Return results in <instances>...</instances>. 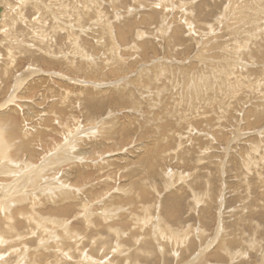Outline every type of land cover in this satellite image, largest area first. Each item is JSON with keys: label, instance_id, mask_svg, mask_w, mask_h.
<instances>
[{"label": "rangeland", "instance_id": "1", "mask_svg": "<svg viewBox=\"0 0 264 264\" xmlns=\"http://www.w3.org/2000/svg\"><path fill=\"white\" fill-rule=\"evenodd\" d=\"M31 1L0 0V264H264L252 2Z\"/></svg>", "mask_w": 264, "mask_h": 264}, {"label": "bare ground", "instance_id": "2", "mask_svg": "<svg viewBox=\"0 0 264 264\" xmlns=\"http://www.w3.org/2000/svg\"><path fill=\"white\" fill-rule=\"evenodd\" d=\"M3 1V0H2ZM6 1V0H5ZM28 0H26V2H27ZM29 1H31V0H29ZM62 1V0H61ZM68 1V0H67ZM207 1V0H206ZM214 1V0H213ZM248 1H251L252 2V6L249 8V10H250V13L252 14V20L253 21H259L260 20V18H263L264 17V11L262 10V8H264V1H262V0H247V1H243L242 2V5H246L247 4V2ZM32 2V1H31ZM205 2V1H204ZM5 3V2H4ZM79 3V2H78ZM10 4V3H9ZM64 4V3H63ZM4 5V4H3ZM7 5V4H6ZM11 5V4H10ZM36 6H37V4H36ZM41 6H45V5H41ZM211 6V5H210ZM8 7V6H7ZM47 7V6H46ZM63 7V6H62ZM79 7V6H78ZM1 8V14H0V26H2V27H5V26H7L6 24V22L4 21V13H6L7 11H6V6H2V7H0ZM44 8V7H43ZM76 8V7H75ZM40 9V8H39ZM38 9V10H39ZM46 9V8H45ZM78 9V8H77ZM47 10H48V8H47ZM67 11H68V9H66ZM70 10V9H69ZM230 10V9H229ZM66 11V13H68ZM47 12V11H46ZM19 13V12H18ZM9 14V13H8ZM72 14V13H71ZM75 14V13H74ZM250 14V15H251ZM6 15V14H5ZM42 15V14H41ZM57 15V14H56ZM59 15V14H58ZM68 15V14H67ZM60 16V15H59ZM7 17V16H6ZM63 17V16H62ZM67 17V16H66ZM71 17V16H70ZM193 17V16H192ZM154 18V17H153ZM243 18V17H242ZM59 20V19H58ZM102 20V19H101ZM145 20V19H144ZM147 20V19H146ZM145 20V21H146ZM221 20V19H220ZM244 20V19H243ZM65 21V20H64ZM77 22H78V20H76ZM219 21V20H218ZM10 22V21H9ZM58 22V21H57ZM57 22H56V24H57ZM189 22V21H188ZM76 23V22H75ZM139 23V22H138ZM10 25V24H9ZM76 25H78V24H76ZM101 25V24H100ZM134 25H135V23H134ZM139 25V24H138ZM137 25V26H138ZM9 27V26H8ZM107 27V26H106ZM11 28V27H10ZM264 28V27H263ZM138 30V29H137ZM261 30V29H260ZM56 31V30H55ZM58 31V30H57ZM2 32V31H1ZM6 33V32H5ZM109 34V33H108ZM141 34V33H140ZM262 35V34H261ZM245 36V35H244ZM264 38V37H263ZM263 38H261V40L263 39ZM260 40V41H261ZM171 41V40H170ZM175 41V40H174ZM244 41V40H243ZM263 41V40H262ZM175 43V42H174ZM264 43V42H263ZM145 44V43H144ZM144 44L142 45V46H144ZM245 44V43H244ZM247 44V43H246ZM186 45V44H185ZM246 47H247V45H246ZM79 48V47H78ZM243 48V47H242ZM147 49V48H146ZM79 50V49H78ZM96 50V49H95ZM111 50V52H112V50H114V49H110ZM117 50V49H116ZM127 50H129V49H127ZM189 50V49H188ZM81 51V50H80ZM79 51V52H80ZM248 51V50H247ZM108 52V51H107ZM114 53H115V51H113ZM128 52V51H127ZM189 52V51H188ZM260 52V51H259ZM110 53V52H109ZM108 53V54H109ZM247 53V52H246ZM264 53V52H263ZM107 53H106V55H108ZM173 54V53H172ZM248 54V53H247ZM260 54V53H259ZM112 55V54H111ZM110 55V56H111ZM117 55H118V53H117ZM264 55V54H263ZM262 55V56H263ZM113 56V55H112ZM136 56V55H135ZM252 59V58H251ZM113 60V59H112ZM44 61V60H43ZM79 61V60H78ZM114 61V60H113ZM254 61H255V58H254ZM253 61V62H254ZM259 61H260V63H263V61H264V58H260L259 59ZM75 62V61H74ZM67 63V62H66ZM113 63V62H112ZM232 63V62H231ZM244 63V62H243ZM248 63V62H247ZM252 63V62H251ZM255 63V62H254ZM74 64V63H73ZM250 64V63H249ZM52 65V64H51ZM82 65V64H81ZM233 65V64H232ZM246 65V64H245ZM248 65V64H247ZM255 65V64H254ZM56 66V65H55ZM253 67V66H252ZM255 67V66H254ZM257 67V66H256ZM110 68V67H109ZM114 68V67H113ZM162 68V67H161ZM122 69V68H121ZM156 69V68H155ZM160 69V68H159ZM80 70H81V67H80ZM115 70V69H114ZM117 70V69H116ZM262 70H264V68H258V70H257V73H260ZM154 71V70H153ZM113 72V71H112ZM255 72V71H254ZM90 73V72H89ZM157 73V72H156ZM155 73V74H156ZM229 73V72H228ZM87 74V73H86ZM251 74V73H250ZM161 75V74H160ZM261 75L262 76H264V72H262L261 73ZM51 76V75H50ZM54 76V75H53ZM59 76V75H58ZM55 77V76H54ZM85 77H87V76H85ZM200 77V76H199ZM92 78V77H91ZM56 79H60V80H58V81H61V77H56ZM106 79V78H105ZM201 80V79H200ZM64 81V80H63ZM76 82V84H77V82H78V80H75ZM151 81V80H150ZM129 82V81H128ZM149 82V81H148ZM199 82V81H198ZM263 83H264V81H262ZM75 84V86H77ZM130 85V84H129ZM201 85V84H200ZM17 86H20V85H17ZM260 86H262V85H260ZM112 87V86H111ZM194 87H195V85H194ZM80 88V87H79ZM104 88V87H103ZM122 88V87H121ZM196 88V87H195ZM194 88V89H195ZM261 88V87H260ZM193 89V90H194ZM257 89V88H256ZM262 90H264V89H262ZM261 91V90H260ZM141 92V91H140ZM187 92V91H186ZM119 93V92H118ZM123 93V92H122ZM125 93V92H124ZM139 93V92H138ZM195 93H197V92H195ZM261 93V92H260ZM75 94V93H74ZM79 94H81V93H79ZM78 93L76 94V95H79ZM198 94V93H197ZM114 95V94H113ZM131 95V94H130ZM82 96V95H81ZM87 96H89V95H87ZM124 96V95H123ZM259 96H261V95H259ZM148 97V96H147ZM79 98V97H78ZM118 98V97H117ZM119 98H120V96H119ZM118 98V99H119ZM198 98H199V96H198ZM201 98V97H200ZM263 98V97H262ZM86 99V98H85ZM123 99H124V97H123ZM204 99V98H203ZM42 100V99H41ZM84 100V99H83ZM81 101V100H80ZM154 101V100H153ZM162 104V103H161ZM196 104V103H195ZM206 104V103H205ZM204 104V105H205ZM169 105V104H168ZM167 105V107H169ZM192 105V104H191ZM199 105V104H198ZM202 105V104H201ZM253 106V105H252ZM124 107V106H123ZM157 107V106H156ZM166 107V108H167ZM172 107H174V106H171V109H172ZM165 108V107H164ZM201 108V107H200ZM11 109V108H10ZM164 110V109H163ZM169 110V109H168ZM10 111V110H9ZM70 111V110H69ZM80 111V110H79ZM126 111V110H125ZM198 111V110H197ZM47 112V111H46ZM167 112V110L165 111V113ZM170 112V111H169ZM172 112H174L173 111V109H172ZM190 112V111H189ZM202 112V111H201ZM58 113V112H57ZM88 113V112H87ZM197 113V112H196ZM200 113V112H199ZM161 114V113H160ZM166 114H168V112L166 113ZM165 114V115H166ZM90 116V115H89ZM75 117V116H74ZM128 117V116H127ZM44 118V117H43ZM162 118V117H161ZM185 119V118H184ZM44 120V119H43ZM54 121V120H53ZM113 123V122H112ZM168 125V124H167ZM77 129V128H76ZM97 129V128H96ZM78 130V129H77ZM231 130V129H230ZM42 131V130H41ZM26 133V132H25ZM2 134V133H1ZM5 134V133H4ZM175 135V134H174ZM4 136V135H3ZM181 137V136H180ZM31 138V137H30ZM20 139V138H19ZM184 140V139H183ZM28 143V142H27ZM34 143V142H33ZM31 144V143H30ZM22 145V144H21ZM8 146V145H7ZM23 146V145H22ZM31 146V145H30ZM72 146V145H71ZM25 147V146H24ZM32 148V147H31ZM8 149V148H7ZM24 150V149H23ZM26 150H27V152H25V153H28V148H26ZM25 150V151H26ZM32 150V149H31ZM62 150V149H61ZM67 151V150H66ZM74 152H75V150H74ZM82 152V151H81ZM80 152V153H81ZM13 153V152H12ZM67 153V152H66ZM66 153H64V154H66ZM21 155V154H20ZM60 155V154H59ZM63 155V154H62ZM147 155V154H146ZM61 156V155H60ZM83 156V155H82ZM21 157V156H20ZM79 157V156H78ZM142 157V156H141ZM62 158H63V156H62ZM67 158H69V157H66V159ZM156 158V157H155ZM154 158V159H155ZM61 159V158H60ZM58 160V159H57ZM179 160V159H178ZM45 161V160H44ZM62 161V160H61ZM65 161V160H64ZM59 162V161H58ZM150 162V161H149ZM10 163V162H9ZM16 163V162H15ZM19 163V162H18ZM61 163V162H60ZM20 165V164H19ZM44 167V166H43ZM47 168V167H46ZM248 168V167H247ZM21 169V168H20ZM148 171V170H147ZM59 172V171H58ZM83 172V171H82ZM134 173V172H133ZM55 176H57V175H55ZM172 177V176H171ZM58 179V178H57ZM37 180V179H36ZM17 182V181H16ZM15 182V183H16ZM20 181L18 180V182L17 183H19ZM56 182H58V181H56ZM62 182V181H61ZM3 185V184H2ZM7 185V184H6ZM5 185V186H6ZM10 186V185H9ZM61 186V185H60ZM50 187V186H49ZM11 188V187H10ZM18 188H19V185H18ZM59 188V187H58ZM61 188V187H60ZM12 189V188H11ZM55 189H57V186H56V188ZM62 191V190H61ZM138 191H140V190H138ZM25 192V191H24ZM58 192H60V191H58ZM70 192V191H69ZM142 192V191H141ZM52 193V192H51ZM53 193H54V191H53ZM62 193V192H61ZM17 194V193H16ZM58 194V193H57ZM60 194V193H59ZM66 194V193H65ZM5 195V194H4ZM22 195V194H21ZM53 195V194H52ZM62 195V194H61ZM33 196V195H32ZM72 196V195H71ZM13 197V196H12ZM60 197V196H59ZM62 197V196H61ZM63 197H65V196H63ZM73 197V196H72ZM13 199V198H12ZM11 199V200H12ZM8 200H10V199H8ZM27 200V199H26ZM11 202V201H10ZM17 202V201H16ZM58 202V201H57ZM67 202V201H66ZM71 202H72V200H71ZM25 203V202H24ZM59 203V202H58ZM2 205V204H1ZM16 205V204H15ZM43 206V205H42ZM2 207V206H1ZM1 207H0V209H1ZM4 207V206H3ZM35 207H37V206H35ZM3 209V208H2ZM7 210V209H6ZM3 215V214H2ZM58 215V214H57ZM86 215V214H85ZM36 216V215H35ZM81 216V215H80ZM96 216V215H95ZM41 217V216H40ZM1 218V217H0ZM109 218V217H108ZM4 219V218H3ZM20 219V218H19ZM45 219V218H44ZM27 220V219H26ZM30 220V219H29ZM84 220V219H83ZM1 221V220H0ZM4 222V221H3ZM1 223H2V221H1ZM89 223V222H88ZM49 224V223H48ZM45 225V224H44ZM68 227V226H67ZM8 228V227H7ZM3 229V228H2ZM5 229V228H4ZM63 229V228H62ZM74 229V228H73ZM57 230V229H56ZM188 230V229H187ZM113 231H115V230H113ZM135 231V230H134ZM43 232V231H42ZM63 232V231H62ZM65 232V231H64ZM45 235V234H44ZM54 236V235H53ZM27 237V236H26ZM64 237V236H63ZM57 238V237H56ZM185 238V237H184ZM0 239H1V236H0ZM44 239V238H43ZM65 239V238H64ZM173 239V238H172ZM171 241H173V240H171ZM41 242V241H40ZM68 242V241H67ZM145 242V241H144ZM213 242V241H212ZM4 243L6 244L7 242L6 241H4ZM214 243V242H213ZM225 243V242H224ZM221 244H222V242H221ZM3 245V244H2ZM1 245V246H2ZM0 246V247H1ZM218 246V245H217ZM220 246V245H219ZM222 246V245H221ZM220 246V247H221ZM219 247V248H220ZM223 247V246H222ZM180 248V247H179ZM210 248V247H209ZM224 248V247H223ZM27 249V248H26ZM204 249V248H203ZM206 249V248H205ZM203 250V251H206V250H208V249H206V250ZM222 251H224V250H222ZM202 252V251H201ZM218 252H219V249L217 250V251H214L213 253H212V255H211V257L213 258V259H217L218 260V258H219V254H218ZM225 253H224V255L226 254V251H224ZM228 252V251H227ZM263 252V251H262ZM220 253H221V251H220ZM234 253V252H233ZM239 253V252H238ZM147 254V253H146ZM229 254V253H228ZM228 254H226V256L228 255ZM241 254V253H240ZM201 255V254H200ZM202 255H203V253H202ZM263 255H264V253H263ZM71 256V255H70ZM225 256V257H226ZM229 257H230V255H228ZM221 257V256H220ZM44 258V257H43ZM70 258V257H69ZM127 258V257H126ZM228 258V257H227ZM234 258V257H233ZM220 259V258H219ZM226 259V258H225ZM230 259V258H229ZM236 259V258H235ZM46 260V259H45ZM59 260V259H58ZM198 260V259H197ZM36 261V260H35ZM219 261V260H218ZM200 262V261H199ZM128 263V262H127ZM261 264V263H260Z\"/></svg>", "mask_w": 264, "mask_h": 264}, {"label": "water", "instance_id": "3", "mask_svg": "<svg viewBox=\"0 0 264 264\" xmlns=\"http://www.w3.org/2000/svg\"><path fill=\"white\" fill-rule=\"evenodd\" d=\"M0 14H1V8H0Z\"/></svg>", "mask_w": 264, "mask_h": 264}]
</instances>
